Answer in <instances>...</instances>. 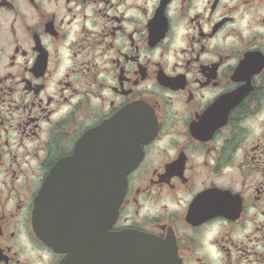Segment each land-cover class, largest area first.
<instances>
[{
  "label": "flooded vegetation",
  "instance_id": "af4514ba",
  "mask_svg": "<svg viewBox=\"0 0 264 264\" xmlns=\"http://www.w3.org/2000/svg\"><path fill=\"white\" fill-rule=\"evenodd\" d=\"M115 118L140 157L106 236L264 264V0H0V264L67 257L34 233L36 197Z\"/></svg>",
  "mask_w": 264,
  "mask_h": 264
},
{
  "label": "water",
  "instance_id": "95a60500",
  "mask_svg": "<svg viewBox=\"0 0 264 264\" xmlns=\"http://www.w3.org/2000/svg\"><path fill=\"white\" fill-rule=\"evenodd\" d=\"M134 132L131 123L129 133L123 131L120 118L102 124L81 140L72 156L56 165L39 191L33 230L54 251L68 253L61 264L112 263L110 258L96 260L84 249L114 256L113 264H175L171 247L141 233L130 230L106 236L105 229L115 223L123 201L126 176L139 162L141 136ZM91 225L98 228L78 227ZM84 240L93 244L82 245Z\"/></svg>",
  "mask_w": 264,
  "mask_h": 264
}]
</instances>
